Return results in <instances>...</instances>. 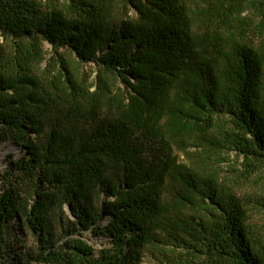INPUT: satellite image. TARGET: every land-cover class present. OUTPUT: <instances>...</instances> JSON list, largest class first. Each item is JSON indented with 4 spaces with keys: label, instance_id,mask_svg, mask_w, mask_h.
Returning a JSON list of instances; mask_svg holds the SVG:
<instances>
[{
    "label": "trees",
    "instance_id": "obj_1",
    "mask_svg": "<svg viewBox=\"0 0 264 264\" xmlns=\"http://www.w3.org/2000/svg\"><path fill=\"white\" fill-rule=\"evenodd\" d=\"M4 142L0 264H264V0H0Z\"/></svg>",
    "mask_w": 264,
    "mask_h": 264
},
{
    "label": "rangeland",
    "instance_id": "obj_2",
    "mask_svg": "<svg viewBox=\"0 0 264 264\" xmlns=\"http://www.w3.org/2000/svg\"><path fill=\"white\" fill-rule=\"evenodd\" d=\"M46 49H50L48 46H46ZM82 71L86 74H90L91 78L90 81H93L95 77V70L94 66L91 65H84ZM91 72H93L91 74ZM25 151L21 148H18L14 146L11 142H4L0 144V185H1V175L6 172L10 166L11 163L17 161L19 158H21L24 155ZM183 157H181L182 159ZM242 162L241 159H237L235 156H231L230 164H234L238 169H242L240 163ZM229 164L222 163L221 168H223V175L224 173H229ZM239 189L243 195L246 194H255L256 190H258V186L253 185L252 181H243L239 185ZM261 221V215L253 213L251 218V224L252 225H259ZM108 223L107 218L101 222V225H106ZM84 239L93 246L96 256L98 255L99 251L103 248H107L110 246V238L102 235H95L91 231L85 232ZM172 255L169 256V259H171ZM168 260L164 258V255L159 249H149L146 251V255L144 258L143 264H168Z\"/></svg>",
    "mask_w": 264,
    "mask_h": 264
}]
</instances>
